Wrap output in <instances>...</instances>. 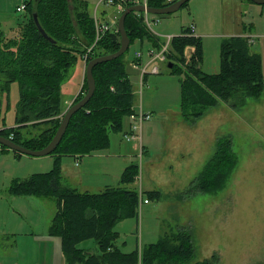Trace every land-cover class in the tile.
I'll return each mask as SVG.
<instances>
[{
    "label": "trees",
    "instance_id": "obj_1",
    "mask_svg": "<svg viewBox=\"0 0 264 264\" xmlns=\"http://www.w3.org/2000/svg\"><path fill=\"white\" fill-rule=\"evenodd\" d=\"M71 1L77 9L76 22L70 14ZM70 2V4H69ZM19 20L13 24L0 21V134L33 149L45 147L55 135L65 112L62 100V84L70 68L79 59V48L74 45L81 32L86 39H78L84 45L85 54L95 41L93 14L87 0H28ZM188 3V2H187ZM185 3V4H187ZM165 0H149V5L165 6ZM19 5V4H18ZM17 5V6H18ZM52 38L44 36L35 20ZM131 43L136 39L148 40L160 48L161 40L151 33L145 21V13L130 12L125 21ZM8 30V32L6 31ZM189 27L171 40L168 63L170 70L183 72L177 59L186 60V47H195L187 63L185 76L181 77L180 112L187 121L194 122L210 107L221 100L238 109L248 96L259 98L264 91V57L253 52L243 35H233L222 40L220 67L217 72H206L201 64L204 47L200 36L185 35ZM16 34V35H15ZM81 37V36H80ZM121 35L118 25L105 33L90 51V59L116 51ZM87 48V49H86ZM45 52V55H42ZM127 52V51H126ZM126 52L118 58L94 66L96 90L89 102L71 118L66 132L52 152L53 168L37 172L29 178L13 181L9 191L14 195L50 197L56 205L50 225V234L58 237L68 264H138L139 250L123 253L117 244L119 232L116 226L128 218H138L140 194L135 187L139 175L137 163L126 167L122 174L123 186H109L100 192L80 191L61 184L62 157L83 156L110 146L111 132L121 131L124 119L134 110L136 93L129 77ZM72 53V54H71ZM67 56L66 60L62 56ZM81 56V53H80ZM13 82L19 83L20 98L16 104L15 125L6 127L4 113L12 107L10 90ZM87 80L74 102L87 91ZM73 102V103H74ZM44 126L35 135L25 136L21 128ZM6 146L0 143V155ZM16 154L21 155L16 152ZM238 156L232 140L221 137L216 151L203 170L190 183L188 194H217L227 186L237 167ZM160 191H148V200L160 199ZM94 240L97 252L81 246ZM196 247L190 227L166 232L145 246V264H217L218 257L196 261Z\"/></svg>",
    "mask_w": 264,
    "mask_h": 264
},
{
    "label": "rangeland",
    "instance_id": "obj_2",
    "mask_svg": "<svg viewBox=\"0 0 264 264\" xmlns=\"http://www.w3.org/2000/svg\"><path fill=\"white\" fill-rule=\"evenodd\" d=\"M22 1L0 0V19L5 25L13 24L21 18L19 16L23 12L17 10V5L19 3L21 5ZM87 1L91 11L95 10L99 0ZM247 2L250 5L258 4L253 0ZM234 3L229 0H189L172 13H149V30L157 38L158 33L160 35L158 41L159 39L163 41L168 36L181 34L183 26H191L194 22L197 27L192 25L202 35L204 47L201 66L206 72H217L220 67L221 44L228 36L226 32L229 24L231 23V28H235L240 24L239 18H245V15L240 16L243 7L237 9ZM69 6L71 17L76 22L77 9L82 5L77 7L71 1ZM243 6L248 8L247 3ZM98 11L111 21L120 16V12L113 5L105 3L99 4ZM77 35L74 45L79 48L81 56L80 53L78 55L81 58L65 81V83L69 81L74 93L80 83L82 81L84 83L86 66L84 67L83 57L88 51L86 48L87 51L82 57L85 47L77 40L86 38L81 32ZM260 39L256 37L252 43L253 51L256 50V42ZM150 42L146 39H136L131 43L126 52L127 61L133 63L139 50L148 54L149 49H157ZM96 43L94 41L92 44ZM42 55H45V52ZM67 56L70 55L64 54L62 58L66 60ZM177 62L184 69L182 73L170 70L168 60L156 61L155 63L160 66V72L154 73L149 67L142 86L137 65L127 64L129 76L136 90V104L141 102L144 110H149L152 114L142 126L143 142L148 146V150L143 152L140 174L133 184H137L139 189L142 187L144 198H148L146 191L151 189L160 190L162 197L152 198L149 202L143 203L138 218H128L116 226L119 232L117 244L122 250L130 251L137 246H144L149 241H157L164 229L175 231L182 227H190L196 247V261H203L216 254L217 264H264V91L261 98L251 97L246 105L239 109H234L221 100L216 108H210L208 114L191 126L182 120L180 112V79L185 76L186 60L177 59ZM64 90L66 91L64 98L67 99L70 89L66 87ZM9 95L12 107L4 116L6 123L13 125L16 104L20 98L18 82H13ZM125 126L126 124L124 128ZM42 128L43 126L35 129L28 126L21 128V131L25 136H31L40 132ZM123 130L112 131L110 136L112 146L110 144V148L99 151H102V154L114 152L117 149L116 143L122 142L121 136L123 143L129 146L140 142L124 139ZM221 137L232 140L238 156L237 167L227 186L217 194L201 192L188 194L186 190L190 186L189 183L213 156L217 140ZM7 153H10V156ZM134 153H136L134 160L140 164L138 150L135 149ZM15 154L14 150L6 147L0 155V221L7 226L0 225V235L23 233L32 229L30 220L39 218L45 219L49 225L55 211L52 201L13 196L8 193L3 183L5 179L9 180L11 177H27L36 172L49 171L54 165V154L42 156L21 154L23 156L17 155L18 157L13 156ZM87 155L83 158L88 157ZM148 158L153 159L154 166L149 164ZM104 159L102 156V161ZM75 161L77 158L74 155L62 157V174L69 179H65V182L61 177V184H69L80 190L100 192L106 183L112 182L111 184L116 185L122 176L121 171L118 175L119 165L112 166L109 172L103 174L100 173L101 160L92 165L93 172L82 170L75 165ZM121 165L124 166V163ZM179 183L180 187L175 188ZM48 225L44 223L45 229ZM81 246L90 248L92 252L98 250L92 239L82 242Z\"/></svg>",
    "mask_w": 264,
    "mask_h": 264
},
{
    "label": "crops",
    "instance_id": "obj_3",
    "mask_svg": "<svg viewBox=\"0 0 264 264\" xmlns=\"http://www.w3.org/2000/svg\"><path fill=\"white\" fill-rule=\"evenodd\" d=\"M212 1H214V0H212ZM229 1H234L235 2L234 4L237 5V9H241L243 7V10H242V13H240V16L245 15V18L242 19V17H240L239 18L240 24L236 25L235 28H231V23L229 24V26H228L229 28L227 29V32H226V34L228 35L227 37L233 36V35H243L245 37V35H247V36H252L253 41L256 39V37L261 38L260 41L256 42V44H257L256 50L255 51H253L252 49L251 50L253 52H258L260 54H264V5H258V4L250 5V3L247 2L248 0H229ZM22 2L25 3L26 1L23 0ZM244 3L248 4V8H244V6H243ZM0 21H1V19H0ZM145 21H146V15H145ZM192 24L195 25L194 22L191 23V25ZM189 26H183V27L185 28V27H189ZM183 27H182V29H183ZM181 32H182V30H181ZM196 33L198 36L202 37V35H200V33H198L197 31H196ZM175 35H178V34H175ZM249 44L252 47V42H249ZM139 51L142 52L141 57H137V52H139ZM139 51L136 52V58L133 60V63L131 61H129V63H131L132 65L136 64L137 67L139 68V71H140V68L142 67V65H145L148 63L149 56L143 50H139ZM145 56H146V60H145ZM77 63L74 64L70 68V72L74 66L78 65ZM168 66H169V63H168ZM84 67H85V65H84ZM82 68H83V65L80 68V73H81ZM70 72H69L68 76L70 75ZM68 76H67V78H68ZM140 76H141V71H140ZM144 77L146 78V76H144ZM66 79H65V81H66ZM65 81L62 84V100H63V107L65 109H67L74 102L76 96L81 91L82 86H83V81L80 83V86H79V88H77L75 93H74V90H72L70 88L69 81H68V83H65ZM66 87H68L70 89L69 94H68L69 98H67V99L64 98V95L66 94V91L64 89ZM133 87H134V84H133ZM134 89H135V87H134ZM135 93H136V90H135ZM70 95H71V97H70ZM262 95H263V93H262ZM262 95L259 98H261ZM251 97L252 96L247 97L246 103L249 101V99ZM219 103L216 106H212L210 108H216L219 105ZM246 103L244 105H246ZM140 104H142V103L140 102ZM137 105L138 104L135 103L134 107L136 108L139 106V105L138 106ZM241 107H239V108H241ZM147 111H149V110H147ZM207 111L202 116H204L207 113ZM202 116L199 117L198 119H196L194 122H190V121L185 120L181 114L182 120L184 122L190 124L191 126H194L197 123V121L202 118ZM4 124H6V127L15 125V123L13 125H8L6 122H4V123H1V126H4ZM124 124H126L125 128L123 126V129H124L123 132L125 133V132L130 130L131 120H130L129 116L125 117ZM33 135H35V134H33ZM121 135H122V133H121ZM141 138H142L141 143L136 142V143H134V145L129 146V144L123 143V139L121 136L122 142L116 143L117 149H115L114 152H110L108 154H105V153L102 154L103 150L102 151L97 150V151H94L92 153H89V155L85 154L88 156L85 159L83 158L84 155L83 156H74L75 158H77V161H75L74 163L76 166L80 167L84 171L90 170L91 172H93L94 169H93L92 165L101 160L100 161V173L104 174L106 172H109L110 168L112 166L119 165L118 175H119V171H121L123 174L126 167H128L129 165H131L133 163H137V165L139 166L138 169H139V174H140V165L142 163V158H141L142 156H140L139 147H140V145L143 146V152L144 153L148 150V146L146 144H144V142H143V129L141 131ZM112 143L113 142L111 140V143H110L111 146H112ZM135 149L138 150L137 156L139 158L140 164H138V162H136L134 160L135 156H136V153H134ZM7 154H9V156H10V153H7ZM17 155L18 154H15L13 156L18 157ZM142 155H143V153H142ZM21 156H23V155H21ZM102 156L105 157L104 161H102ZM147 160L151 166H154L152 158H148ZM54 161H55V159H54ZM82 163H84L83 166H81ZM107 163H109L110 165H107ZM121 163H124V166H122ZM125 163H126V165H125ZM30 176H27V177L15 176V177L9 178V180L5 179V181L3 182L4 187H6L8 193L11 194V192L9 191V188H10L11 184L13 183V181L16 180V177H18V180H23V179L29 178ZM106 176H108V175H106ZM61 177L64 179L65 182H66V180L69 179V177H67V176H66V178L64 177V173L61 174ZM119 178H120V179H118L119 182L116 185L111 184L112 182L106 183L104 185V187L102 188V190H104L106 187H109V186H123V184L121 182L122 176H120ZM184 179H186V178H184ZM6 181H8V182H6ZM106 181H108V180H106ZM180 183L175 188L180 187ZM63 185L70 186L69 184H63ZM127 186L135 187L137 190L139 189V187H137V184H129ZM71 187H73V186H71ZM73 188H76V187H73ZM141 188L142 187L140 186V189H139L140 201H141L140 202V210L142 208L143 203H145L144 199H147V198L143 197V189H141ZM76 189H78V188H76ZM78 190H80V189H78ZM102 190H100V191H102ZM152 190L160 191L158 189H151L148 191H152ZM80 191L90 192L89 190H80ZM148 191H146V192H148ZM161 194H162V192H161ZM11 195L18 196V197H28V198L36 197V196L14 195V194H11ZM36 198L47 199V200L52 201L51 204L53 205L54 210L56 211V205H55V202L52 198H50V197H47V198L36 197ZM34 206H36V203L34 204ZM55 211L52 215V218L50 219L49 225L47 224L45 219L42 220L39 218L37 220H30V224L32 225V229L26 230L23 233L17 232V233H12V234H7V235H0V264H68L67 259L64 255L63 251L61 250L60 239L58 237H54L53 235L50 234V225H51L52 219L55 215ZM133 218H135V217H133ZM44 223H46V225H48L46 229H45ZM0 225L6 226V224L3 221H0ZM10 231L15 232L16 230H10ZM170 231L171 230L164 229L160 233L159 238L162 234H164L166 232H170ZM150 243H154V242L149 241L144 246H141V247L137 246L136 247L139 250V262H138V264H145L143 262V251L145 249V246H147ZM136 248H132L130 251H124V250H122V248L120 246V250L123 253L132 252ZM77 264H80V263H77Z\"/></svg>",
    "mask_w": 264,
    "mask_h": 264
},
{
    "label": "water",
    "instance_id": "obj_4",
    "mask_svg": "<svg viewBox=\"0 0 264 264\" xmlns=\"http://www.w3.org/2000/svg\"><path fill=\"white\" fill-rule=\"evenodd\" d=\"M189 0H176L168 5L165 6H153V5H145V4H133L128 6L119 16L118 18V30L121 35V40H120V47L111 53L108 54H103V55H98L90 59L85 67V77L87 80V91L85 95L78 101L72 103L65 111L62 121L51 139V141L43 148L40 149H33L26 147L22 144H19L15 142L13 139L10 137H7L3 134H0V143L5 145L8 148H11L12 150L20 153V154H26V155H31V156H42V155H47L52 153L58 144L61 142L66 129L69 125V122L72 118V116L82 107H84L91 97L93 96L95 90H96V79L93 74V68L99 63L110 61L114 58H118L121 55H123L128 48L130 47L131 44V38L127 32V28L125 26V21L126 17L130 12H143V13H155V14H166V13H172L174 11H177L180 9L185 3H187ZM254 2L258 4H263L264 0H253ZM35 20L37 25L39 26V29L42 31L45 37L48 39H52L46 31L41 27V24L38 20V16L35 13ZM191 47L187 48V56L191 53ZM169 67H172V63H169Z\"/></svg>",
    "mask_w": 264,
    "mask_h": 264
},
{
    "label": "built area",
    "instance_id": "obj_5",
    "mask_svg": "<svg viewBox=\"0 0 264 264\" xmlns=\"http://www.w3.org/2000/svg\"><path fill=\"white\" fill-rule=\"evenodd\" d=\"M169 3H172L176 0H165ZM107 4V5H113L119 12L120 14L126 9L127 6L129 5H133V4H145V5H149V0H99L97 6L95 7V10L93 11V19H94V26H95V43L100 40L102 38V36L107 33L108 31L113 29V26L115 24H117V18L116 15L114 17V20H108L105 17L102 16L101 12L98 11L99 8V4ZM25 3H22L21 5H19L17 7L18 11H22L25 9ZM146 23L148 25V27L150 26V20L148 15H146ZM150 28V27H149ZM158 36H160L158 33H156ZM185 35H189V36H194V37H198L197 33H196V28L194 25H191L189 27V31L186 33H183ZM172 36H168L167 38H165L163 41L161 40V47L160 48H151L148 51V56H149V61L147 64L142 65V67L140 68L141 71V86L144 84L143 82V78L145 76V74L148 72L149 67L150 70L154 73H159L160 72V66L155 63L158 60H167V55L170 52V48H171V40H172ZM94 47V45H92L91 47L88 48L87 53L84 56V60L85 62H87L90 59V51L92 50V48ZM191 47V53L187 56V48ZM186 48V52H185V59L186 62L188 63L190 61V58L193 54V52L195 51V47L190 45ZM142 56V52H137V57H141ZM142 88V87H141ZM139 105V104H138ZM137 105V106H138ZM151 113L149 111L144 110V108L142 107V104H140L138 107L134 108V110L131 112V114L129 115L130 120H131V125H130V130L125 132L123 134L124 139L126 140H139L141 143V131H142V126L143 123L146 120H149L151 118ZM140 149V156H142L143 153V146L140 145L139 147ZM145 202H148V199L144 200Z\"/></svg>",
    "mask_w": 264,
    "mask_h": 264
}]
</instances>
